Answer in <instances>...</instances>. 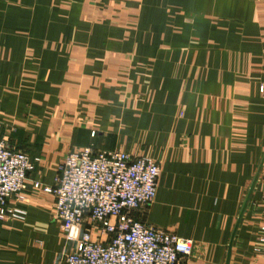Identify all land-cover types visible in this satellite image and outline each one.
<instances>
[{
  "label": "crops",
  "instance_id": "1",
  "mask_svg": "<svg viewBox=\"0 0 264 264\" xmlns=\"http://www.w3.org/2000/svg\"><path fill=\"white\" fill-rule=\"evenodd\" d=\"M264 0H0V138L35 162L0 264H61L74 149L161 165L137 218L194 241L179 264H264Z\"/></svg>",
  "mask_w": 264,
  "mask_h": 264
},
{
  "label": "built area",
  "instance_id": "2",
  "mask_svg": "<svg viewBox=\"0 0 264 264\" xmlns=\"http://www.w3.org/2000/svg\"><path fill=\"white\" fill-rule=\"evenodd\" d=\"M39 160L0 138V220L25 217L10 200L23 199L28 174ZM160 174L161 165L151 157L85 147L67 154L55 185L36 181V189L55 196L54 218L76 243L61 264H179L190 256L193 239L137 218L154 201Z\"/></svg>",
  "mask_w": 264,
  "mask_h": 264
}]
</instances>
